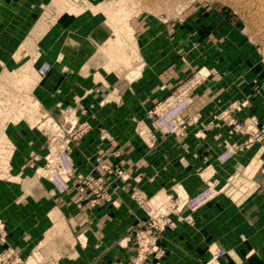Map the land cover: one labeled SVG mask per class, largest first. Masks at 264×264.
I'll list each match as a JSON object with an SVG mask.
<instances>
[{"label": "rangeland", "instance_id": "rangeland-1", "mask_svg": "<svg viewBox=\"0 0 264 264\" xmlns=\"http://www.w3.org/2000/svg\"><path fill=\"white\" fill-rule=\"evenodd\" d=\"M120 7L129 14L132 41L115 49L125 51L129 64L100 54L95 65H107L106 71L118 73L130 68L134 73L143 65L167 63L178 55L189 71L148 111L150 123L137 120L138 139L151 147L156 144V133L178 140L185 138L192 124L184 113L192 103L193 90L209 75L224 74L231 84V102L202 126L197 136L201 138L205 130L225 127L228 137L215 139L216 145L223 148L217 156L218 163L226 164L233 157H242L244 152H249L252 159L247 167H239L221 189L210 188L214 194L231 195L237 201L257 190L253 182L255 172L262 170L264 175V0H0V183L8 184V195L50 193L57 197L56 209L42 214L40 232L31 235L36 239L27 230L21 238L14 239L6 228L7 219L0 218V264H163L167 256L161 245L163 232L185 221L191 223V218L180 215L183 208L195 211L206 203L190 208L189 203L160 194L147 197L134 187L130 198L138 207L146 206L147 214L144 219H137L131 234L121 237L119 246L108 242V219L103 224L104 240L100 235L95 238L72 231L75 227L59 197L75 193L78 204L88 196L90 208L103 203L117 207L118 202L101 173L82 172L73 163L72 144L90 130V125L79 123L68 113L63 117L64 109H60L62 121H56L37 100L35 87L51 68L42 56V50L48 52L51 48L43 37L59 15H87L103 21L107 43L115 39L110 16ZM44 64L49 69L41 74ZM183 87H188V106L181 114L178 131H163L156 121L166 110L164 102ZM237 113L241 115L238 117ZM235 123H241L242 129L235 130ZM17 126L30 127L45 137L42 162L39 154L29 152L21 155L22 162L15 167ZM228 150L234 154L223 162L220 157ZM96 163L105 173L128 178L123 169L111 167L101 158ZM2 192H6L3 187ZM219 249L223 248L209 245L204 264H217L228 255L223 249V256L214 257Z\"/></svg>", "mask_w": 264, "mask_h": 264}, {"label": "crops", "instance_id": "crops-1", "mask_svg": "<svg viewBox=\"0 0 264 264\" xmlns=\"http://www.w3.org/2000/svg\"><path fill=\"white\" fill-rule=\"evenodd\" d=\"M56 33L61 37H54ZM104 35L103 21L98 17L63 14L55 18L43 37L51 48L48 52L42 50V56L51 68L35 87V94L42 110L56 121H62L60 109H64L63 117L68 113L79 123L90 125V130L72 144L73 163L82 172L101 173L118 206L103 203L90 208L89 197L77 204L75 193L58 199L64 202L65 213L75 227L72 231L79 235L95 238L100 235L104 240V219L110 220L108 242L116 247L123 235L134 230L137 219H144L147 214L146 206L142 209L130 198L134 187L147 197L160 194L177 201L179 195H185L190 199L211 186L221 189L252 158L249 152H244L242 157H233L226 164L218 163L217 156L223 148L216 145L215 139L228 137L225 127L205 130L201 138L197 136L201 127L231 102V84L221 73L209 75L193 90L192 103L184 113L192 124L185 138L178 140L156 133L154 146L142 143L135 130L137 120L150 123L148 111L181 83L189 71L178 55L167 63L143 65L134 73L130 68L119 73L106 71L107 65H95L98 63L95 59L105 54ZM133 52L131 49L132 55ZM16 131L15 167L22 162L21 155L29 152L39 154L42 162L45 137L27 126H17ZM98 158L111 167L123 169L128 178L101 171L96 163ZM261 172L257 170L253 177L257 190L242 195L238 201L231 195L216 193L195 211L183 208L180 215L191 218V223L185 221L163 232L161 245L167 250L163 264H204L205 251L212 244L228 251L217 264H264ZM2 187L6 192H2ZM7 187L8 184L0 183V218L7 219V230L14 239L21 238L25 230L30 236L40 232V218L44 212L48 215L56 209L57 197L50 193L8 195Z\"/></svg>", "mask_w": 264, "mask_h": 264}, {"label": "built area", "instance_id": "built-area-1", "mask_svg": "<svg viewBox=\"0 0 264 264\" xmlns=\"http://www.w3.org/2000/svg\"><path fill=\"white\" fill-rule=\"evenodd\" d=\"M49 69L48 64H44L40 67V73L45 74ZM188 87L180 88L177 93L170 98L166 99L163 105L164 114L159 115L156 124L161 127L163 131H170V132H177L179 128V123L181 122V114L188 106V100L186 98ZM168 110V111H167ZM235 130L242 129L241 123H235L234 124ZM234 152L232 150L226 151L220 159L224 162L228 158L232 157ZM214 195V191L209 187L201 191L196 196L188 199L187 197L178 196V200L189 203L190 208H195L199 204L205 202L210 197ZM170 199V198H169ZM225 254V251L223 249H219L215 251L214 257H220Z\"/></svg>", "mask_w": 264, "mask_h": 264}, {"label": "bare ground", "instance_id": "bare-ground-1", "mask_svg": "<svg viewBox=\"0 0 264 264\" xmlns=\"http://www.w3.org/2000/svg\"><path fill=\"white\" fill-rule=\"evenodd\" d=\"M119 15H120V19L118 17ZM128 16L129 14L125 13L123 11V8L121 7L118 8L113 14H111L110 22L113 25V32H114L115 39L109 40L106 43V46L103 48V51L105 52V54H107L110 57L111 56L114 57V59L118 60L119 62H125L127 66L129 63H128V56L125 55V51L121 49L122 51L119 52V50H116L115 48L119 49V47L122 44H124V42H128L130 44V42L132 41V30L130 29V26L127 23Z\"/></svg>", "mask_w": 264, "mask_h": 264}]
</instances>
